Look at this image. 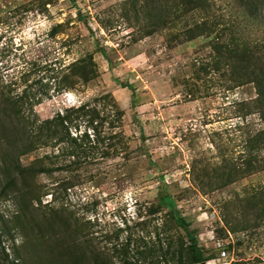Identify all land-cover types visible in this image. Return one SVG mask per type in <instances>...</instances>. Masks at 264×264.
<instances>
[{
  "label": "rangeland",
  "instance_id": "rangeland-1",
  "mask_svg": "<svg viewBox=\"0 0 264 264\" xmlns=\"http://www.w3.org/2000/svg\"><path fill=\"white\" fill-rule=\"evenodd\" d=\"M129 1L0 0L6 96L31 85L39 119L95 105L106 117L103 133L115 118L107 104L124 112L116 157L95 155L79 169L37 175L19 207L0 196V264H50L54 243L66 235L77 241L65 264H189L190 233L204 264H264V168L222 186L226 167L243 164L247 138L264 133V110L250 104L255 87H236L223 65L205 75L199 66L211 61L208 39L179 43L172 37L182 23L148 35V10L136 17ZM209 1L227 24L238 22L264 45V8L252 18L238 0ZM87 55L97 78L59 92L72 63ZM64 148H39L21 162ZM69 162L53 159L49 169ZM263 164L264 145L253 165ZM164 195L171 204L161 202Z\"/></svg>",
  "mask_w": 264,
  "mask_h": 264
},
{
  "label": "trees",
  "instance_id": "trees-1",
  "mask_svg": "<svg viewBox=\"0 0 264 264\" xmlns=\"http://www.w3.org/2000/svg\"><path fill=\"white\" fill-rule=\"evenodd\" d=\"M239 9L247 17H257L260 8H264V0H238ZM216 5L209 0H130L128 8L139 17L140 12L148 10L149 23L146 25V34L161 31L172 23H182V31L172 38L179 43L192 42L195 39H208L207 46L210 49L211 61L200 63L199 70L205 75L208 68L218 70L220 65L229 69V81L236 87L252 84L256 89V97L250 104L259 110H264V45L253 42L240 30L238 22L227 24L222 14L216 11ZM92 55L75 61L70 66V72L64 75L59 83V92L73 90L74 85L81 81L84 85L97 78V70ZM198 77V73L197 76ZM31 85L27 89L30 90ZM6 86L0 84V196H6L16 206H20L23 200L28 199L29 182L37 175L56 173L57 171H72L76 165L78 169L82 164H89L95 155L101 159H110L118 155L121 144L118 142L115 129L118 127L123 110L118 108L116 102L107 104L112 109L114 120L109 122L108 133H103L102 128L106 117L94 106L83 103L76 108H67L53 117L39 119L32 115L30 104L31 97L28 90H24L21 96H6ZM9 90V89H8ZM7 91V90H6ZM47 95V91L43 90ZM108 97L103 98L107 101ZM133 92L130 107L135 108ZM84 125L82 131L79 130ZM75 131V135L72 131ZM88 130L92 131L88 132ZM262 131L249 136L245 141V159L243 164L232 163L226 167L222 186L231 184L234 180L244 178L258 171L262 165H253L256 162L258 151L264 145ZM65 146L60 155L36 158L29 165H23L22 157L39 148H51ZM53 159L62 161L70 160L69 164L59 170L56 167L49 169ZM229 164V163H228ZM205 172V171H203ZM216 173V172H215ZM218 176V174H214ZM207 176L205 173L202 177ZM219 177V176H218ZM200 178V177H199ZM30 199V198H29ZM161 202L165 205L172 203L169 195H164ZM264 209V208H263ZM177 223L187 230L182 219H176ZM30 221L34 223V218ZM54 226L51 224V227ZM191 234V233H190ZM187 236L189 250V264H204L208 261L196 247V242L191 235ZM77 236L61 238L54 243L53 254L50 255V264H65L63 257L68 250L74 249ZM93 248L95 247L88 241Z\"/></svg>",
  "mask_w": 264,
  "mask_h": 264
},
{
  "label": "bare ground",
  "instance_id": "bare-ground-1",
  "mask_svg": "<svg viewBox=\"0 0 264 264\" xmlns=\"http://www.w3.org/2000/svg\"><path fill=\"white\" fill-rule=\"evenodd\" d=\"M68 95H69V93H68ZM69 97V96H68Z\"/></svg>",
  "mask_w": 264,
  "mask_h": 264
}]
</instances>
